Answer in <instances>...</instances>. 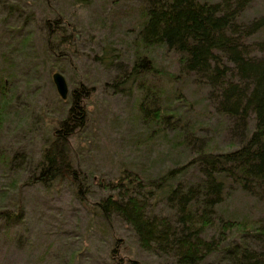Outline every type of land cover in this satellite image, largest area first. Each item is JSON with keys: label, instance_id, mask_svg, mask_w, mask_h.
<instances>
[{"label": "trees", "instance_id": "16d2710c", "mask_svg": "<svg viewBox=\"0 0 264 264\" xmlns=\"http://www.w3.org/2000/svg\"><path fill=\"white\" fill-rule=\"evenodd\" d=\"M138 1L142 2L141 17L133 44L139 50L130 72L123 70L109 86L116 93L127 85L138 90V111L145 121L155 133L166 134L168 129L179 133L173 142L189 151L188 159L154 177L141 176L122 162L117 177L95 183L105 196L90 205L91 191L75 163L73 148L89 120L91 89L82 86L69 92L65 117L54 126L24 184L50 189L58 182H68L77 198L105 222L112 224L116 218L130 226L144 253L175 264H206L213 255L219 258L217 264H264V218L238 220L220 212V206L238 191L264 203V39L256 40L264 32V16L243 19L255 0ZM53 16L45 22L46 48L58 55L56 48L70 43L73 31L67 34L69 28L62 17ZM22 41L27 50L31 37ZM156 49L177 55L176 74L147 56ZM0 60L12 64L1 51ZM11 76L2 65L0 132L10 120L15 99ZM167 79H184L205 89L210 108L222 120L219 130L229 135V151L216 152L211 138L202 137L204 126L188 124L190 117L169 116L161 100ZM12 215L2 209L0 221L14 225L20 218ZM119 260L114 256V262Z\"/></svg>", "mask_w": 264, "mask_h": 264}, {"label": "rangeland", "instance_id": "374dc122", "mask_svg": "<svg viewBox=\"0 0 264 264\" xmlns=\"http://www.w3.org/2000/svg\"><path fill=\"white\" fill-rule=\"evenodd\" d=\"M141 4L138 0H0V51L12 63L0 60V67L12 75L15 95L10 120L0 132V210L8 209L12 218H20L8 226L0 221V264H175L144 253L130 226L116 218L109 224L90 206L105 196L95 183L117 177L122 162L141 176L154 177L186 162L190 155L181 143L173 142L179 133L169 129L166 134L155 133L145 121L138 111V90L127 85L116 93L109 86L133 66L139 50L133 41ZM53 13L62 17L67 34L73 31L70 43L56 48L58 55L48 52L45 40L46 18H54ZM261 16L264 0H255L243 19ZM28 35L31 44L25 50L22 40ZM259 39H264V32L256 36ZM147 56L158 59L170 73L178 72L177 55L172 52L156 49ZM55 73L63 74L69 92L82 86L91 89L89 120L73 144L75 163L91 191L90 205L77 198L68 182L50 189L24 184L68 108V100L61 99L52 81ZM167 81L161 100L169 116L190 117L188 124L204 126L202 137L211 138L216 152L229 151V135L219 130L222 120L210 108L205 89L184 79ZM220 207L231 219L264 218V203L239 191ZM114 251L120 258L117 263ZM218 259L213 255L207 263L217 264Z\"/></svg>", "mask_w": 264, "mask_h": 264}, {"label": "water", "instance_id": "95a60500", "mask_svg": "<svg viewBox=\"0 0 264 264\" xmlns=\"http://www.w3.org/2000/svg\"><path fill=\"white\" fill-rule=\"evenodd\" d=\"M52 81L55 84L57 94L61 97L62 100L68 98L69 88L68 83H66V79L63 74L55 73L52 76Z\"/></svg>", "mask_w": 264, "mask_h": 264}]
</instances>
